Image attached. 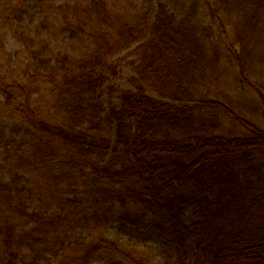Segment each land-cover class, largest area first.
Here are the masks:
<instances>
[{"label": "trees", "instance_id": "obj_1", "mask_svg": "<svg viewBox=\"0 0 264 264\" xmlns=\"http://www.w3.org/2000/svg\"><path fill=\"white\" fill-rule=\"evenodd\" d=\"M89 26L64 28L89 43L73 65L53 69L45 44L20 61L24 83L2 72L0 264H144L123 245L162 264H264V128L239 107L247 95L264 112V0H161L114 41ZM135 30L132 89L106 104L108 58ZM222 73L234 98L206 91Z\"/></svg>", "mask_w": 264, "mask_h": 264}, {"label": "rangeland", "instance_id": "obj_2", "mask_svg": "<svg viewBox=\"0 0 264 264\" xmlns=\"http://www.w3.org/2000/svg\"><path fill=\"white\" fill-rule=\"evenodd\" d=\"M0 0V42L3 39L10 42H16L17 47H10L11 54L6 56L8 58H0V78H2V72H9V80L24 83L26 79H23V73L19 68L20 61L26 62V59L35 60V56L43 52V45L49 44L50 49L46 50L45 54H42L41 59L50 61L49 66L56 67L59 62L74 64L78 61V58H85L90 56L91 52L87 50V47L82 44L78 37H71L70 31H66L68 27L78 29L79 25L95 26L96 31L102 29L101 33L104 34L106 39L114 41L115 39H122L126 34L120 32L122 25H148L154 20L157 13L159 2L161 0ZM28 7H25L26 5ZM98 6V8H97ZM22 11V14L20 10ZM28 12L35 13L36 20L30 22ZM100 12V13H99ZM23 17L25 21H20ZM25 25V27L23 26ZM34 25H45L46 30L43 33H37ZM89 26V27H90ZM94 26L92 29H95ZM88 27V28H89ZM66 28V30L64 29ZM87 28V27H86ZM84 28V29H86ZM63 31V38L58 39L54 35L58 31ZM90 30V29H89ZM4 33L9 34L7 38ZM80 35L83 34L81 31ZM128 34V33H127ZM130 35V34H128ZM146 31L141 35L140 30H135L136 43L129 48L123 49V46L119 49V52L108 58V61L114 66L118 67V76L115 78L111 72H106V84L104 85L103 101L107 104L109 92L112 87L116 88L113 93L115 96L124 90L132 89L131 78L135 73L132 70V60L134 56L128 54L146 37ZM13 36L12 38H10ZM102 42V39H100ZM96 44V43H95ZM93 43L94 46L95 45ZM98 44V42H97ZM92 48V47H91ZM10 56H15L14 62ZM67 59V61H66ZM36 70L35 65L29 71V76L34 75ZM51 73V71H49ZM227 75L221 74V78L208 80L206 87L209 91V95L216 99L224 100L226 97H231V85L227 83ZM2 81V80H1ZM49 81V80H48ZM17 84V85H18ZM37 82H33L32 86L35 87ZM45 85L49 87V83H45L39 90V95L43 93H49V90H45ZM236 87H234V90ZM1 99L5 100L6 94L1 93ZM151 95L155 96L153 92ZM18 97L17 92L15 94ZM232 98L233 94H232ZM236 98V97H235ZM239 100V99H238ZM242 114L252 119L253 123L258 124L264 128V112L260 109L255 99H248L247 95H243L241 98ZM239 100V101H240ZM238 102V101H237ZM142 247H146L141 245ZM122 248L121 254L118 255L122 262H127V257L132 259L136 257L139 262L144 264H151L153 261L155 264H162L160 258L155 257L151 252L146 251L144 248L139 247L138 250L142 252L141 256L135 252V247L120 246ZM146 252V254H143ZM142 257V258H141ZM63 259H67L66 254ZM135 260V259H133ZM136 261V260H135ZM139 263L138 261H136ZM97 264V263H94Z\"/></svg>", "mask_w": 264, "mask_h": 264}]
</instances>
